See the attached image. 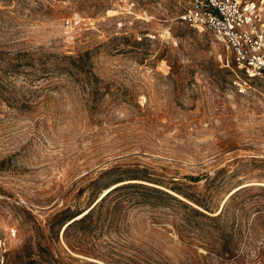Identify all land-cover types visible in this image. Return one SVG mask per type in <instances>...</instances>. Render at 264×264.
Here are the masks:
<instances>
[{
	"label": "rangeland",
	"instance_id": "374dc122",
	"mask_svg": "<svg viewBox=\"0 0 264 264\" xmlns=\"http://www.w3.org/2000/svg\"><path fill=\"white\" fill-rule=\"evenodd\" d=\"M182 4L0 0L11 264H264V81L236 70L210 29L180 20ZM116 178L209 215L244 188L214 219L124 188L65 238L64 218Z\"/></svg>",
	"mask_w": 264,
	"mask_h": 264
},
{
	"label": "built area",
	"instance_id": "2783aa9c",
	"mask_svg": "<svg viewBox=\"0 0 264 264\" xmlns=\"http://www.w3.org/2000/svg\"><path fill=\"white\" fill-rule=\"evenodd\" d=\"M180 2V0H179ZM178 18L210 29L245 78L264 81V0H182ZM225 59L228 60V55ZM236 82V80H233ZM17 227L0 233V264H11L9 250Z\"/></svg>",
	"mask_w": 264,
	"mask_h": 264
},
{
	"label": "trees",
	"instance_id": "16d2710c",
	"mask_svg": "<svg viewBox=\"0 0 264 264\" xmlns=\"http://www.w3.org/2000/svg\"><path fill=\"white\" fill-rule=\"evenodd\" d=\"M124 179L125 178H116L112 182H110V184H107L104 187L107 189V190L105 189L106 191L104 192V194L100 195L101 194V192H100V194L95 196L93 198L92 202L85 208L86 211L81 216H79V217L76 216L77 215L76 213L79 211H74V212L69 213L64 218L63 222L61 223V227L63 228V230H62L63 236L66 238L67 233L69 232V230L71 228H73L75 226L82 225V223L85 222V220L91 216V214L95 211V209L100 207V205H102L104 203V201L107 199V197H109L113 192L118 191V190H122L124 188L141 186V187H144L145 189H150L152 191H156L157 195L159 194L160 196L165 197L166 199H173V200H176L178 202L183 203L184 205H187L189 210L191 211L192 215L200 214V215H204L206 217H209L211 219L219 217L221 215V213H223V211H225L224 209H226L229 201L239 192L240 188H242V187L244 188V186H242V187L240 186L237 189H234L233 191H231L229 193V196H227L225 203H224L223 207L221 208V210H219V212H217L214 215H209V214L203 212L202 210H200L199 208L183 202L182 199L178 198L176 195L172 194L170 191L162 189L161 187L145 184L142 182H134V181L133 182H131V181L121 182ZM142 179L147 180L145 178H142ZM148 181L156 182V181H152V180H148ZM156 183L161 184L160 182H156ZM170 189L176 193H179V194L181 193L183 196L191 199L192 201H194L198 205L205 206V208H207L206 204L203 201H201L197 197H194V196L186 193L185 191H182L179 187H176L175 185H171ZM74 214H76V215H74Z\"/></svg>",
	"mask_w": 264,
	"mask_h": 264
},
{
	"label": "bare ground",
	"instance_id": "6f19581e",
	"mask_svg": "<svg viewBox=\"0 0 264 264\" xmlns=\"http://www.w3.org/2000/svg\"><path fill=\"white\" fill-rule=\"evenodd\" d=\"M240 186H241V185H240ZM242 186H244V185H242ZM242 186H241V187H242ZM235 189H237V187H236ZM106 190H107V189H106ZM106 190H105V191H106ZM105 191H104V192H105ZM102 194H104V193H102ZM102 194H101V195H102ZM227 196H229V194H228ZM83 213H84V211H82L81 213L77 214L76 216L79 217V216H81Z\"/></svg>",
	"mask_w": 264,
	"mask_h": 264
},
{
	"label": "water",
	"instance_id": "95a60500",
	"mask_svg": "<svg viewBox=\"0 0 264 264\" xmlns=\"http://www.w3.org/2000/svg\"><path fill=\"white\" fill-rule=\"evenodd\" d=\"M83 210H81V211H79V212H77L76 214H78V213H80V212H82ZM76 214H74V215H76ZM62 230H63V228H62ZM62 230H61V232H62Z\"/></svg>",
	"mask_w": 264,
	"mask_h": 264
}]
</instances>
